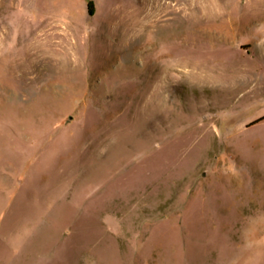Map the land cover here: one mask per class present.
I'll return each instance as SVG.
<instances>
[{"label": "rangeland", "instance_id": "rangeland-1", "mask_svg": "<svg viewBox=\"0 0 264 264\" xmlns=\"http://www.w3.org/2000/svg\"><path fill=\"white\" fill-rule=\"evenodd\" d=\"M0 264H264V0H0Z\"/></svg>", "mask_w": 264, "mask_h": 264}]
</instances>
